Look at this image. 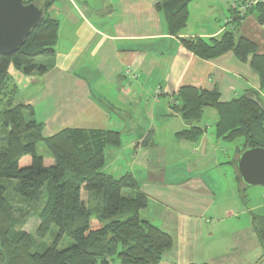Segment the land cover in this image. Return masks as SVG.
Listing matches in <instances>:
<instances>
[{
  "label": "crops",
  "instance_id": "obj_1",
  "mask_svg": "<svg viewBox=\"0 0 264 264\" xmlns=\"http://www.w3.org/2000/svg\"><path fill=\"white\" fill-rule=\"evenodd\" d=\"M157 2L56 1L48 11L58 21L55 54L40 60L47 67L43 74L26 76L9 68L15 101L32 108L44 138L62 129L128 138L130 156L115 153L111 170L119 177L103 173L115 179L129 174L136 181L147 198L140 218L172 239L164 260L264 264L259 237L264 188L239 186L236 162L243 140L232 151L223 146L215 134L213 108H204L192 123L171 109L184 86L215 92L220 103L251 93L264 109V85L250 66L251 57L241 62L229 51L203 60L180 43L219 40L230 31L264 57V24L256 14L245 13L236 27L232 23L240 6L264 0H192L185 27L175 37L168 34ZM191 127L203 132L196 142L177 139ZM169 142L173 152H168Z\"/></svg>",
  "mask_w": 264,
  "mask_h": 264
},
{
  "label": "trees",
  "instance_id": "obj_2",
  "mask_svg": "<svg viewBox=\"0 0 264 264\" xmlns=\"http://www.w3.org/2000/svg\"><path fill=\"white\" fill-rule=\"evenodd\" d=\"M56 1L24 0V4L34 3L42 9V19L16 53L0 55V124L7 132L0 142V264H109L114 259L119 264H174L163 259L172 248L171 237L140 218L147 198L133 177L126 174L115 179L102 171L104 149L120 144L117 132L62 129L44 138L32 108L14 106L17 90L9 68L26 76L43 74L47 67L38 60L55 54L58 21L48 11ZM191 1L158 0L156 9L170 36L175 37L185 27ZM251 12L264 24V3H256L246 13ZM242 18L235 10V27ZM180 43L203 60L229 51L241 62L251 57L250 66L264 85V57L257 56L255 45L248 40L227 31L219 40L181 39ZM204 108H213L218 114V139H242L240 154L250 148L264 149V109L254 94L220 103L215 92L184 86L171 109L192 123L201 119ZM202 133L191 127L176 137L196 142ZM39 143L48 156L37 154ZM238 181L241 188L246 187L239 177ZM123 190L134 196L123 195ZM34 206L38 221L35 237L42 240L56 227V241L69 239L68 247L58 249L54 243L41 254L31 253L34 237L21 228ZM259 237L264 240V230Z\"/></svg>",
  "mask_w": 264,
  "mask_h": 264
},
{
  "label": "water",
  "instance_id": "obj_3",
  "mask_svg": "<svg viewBox=\"0 0 264 264\" xmlns=\"http://www.w3.org/2000/svg\"><path fill=\"white\" fill-rule=\"evenodd\" d=\"M24 0H0V55L11 56L40 23L43 11ZM239 178L246 187L264 188V149L244 150L236 162Z\"/></svg>",
  "mask_w": 264,
  "mask_h": 264
},
{
  "label": "rangeland",
  "instance_id": "obj_4",
  "mask_svg": "<svg viewBox=\"0 0 264 264\" xmlns=\"http://www.w3.org/2000/svg\"><path fill=\"white\" fill-rule=\"evenodd\" d=\"M36 3L37 0H36ZM40 5L41 2H40ZM41 59H39L38 61H40ZM18 72V71H17ZM12 89V88H11ZM15 105H19L16 103V101L14 102V106ZM7 132L5 131V129H3V127L0 124V142H2V139H5L7 136ZM177 141V140H176ZM223 142V146L227 148V150L232 151L233 148H235V146H238L239 144H242V139H237L233 142ZM128 143V138L126 136H122V139H120V144L118 146H107L104 150V166L102 168V171L105 173H112V175L114 177H119L120 174H117L115 172H112L111 170L113 169L114 164H116L115 162V153L116 154H122L123 152H129V156L131 151H126V145ZM168 147V152H173L175 149V145L172 144L171 142H169V146ZM36 151L37 154L39 156H48V152L46 150V148L44 147L43 144H37L36 145ZM120 164H124V161H121ZM259 188V187H256ZM132 192L128 191V190H123L122 194L129 196L131 195ZM44 196V195H43ZM40 203L38 205V207H41ZM37 209L36 206H34L33 208L31 207V209L29 210V213L26 216V220H25V224L22 226L21 230L25 231L29 234H31L34 237L35 240V245L33 247V249L31 250V253H43V251L45 250L46 247H49L51 245H53L54 243H57V248L58 249H64L66 247H68L71 244V241L67 238H61L59 239V241L57 242V235H58V229L56 227H52L49 231V233L46 235V237L42 240H39L35 237V231L38 225V221H37V217H36V213L34 212V210ZM166 262H169L167 260H165ZM171 263V262H170ZM109 264H119L115 259L114 260H110Z\"/></svg>",
  "mask_w": 264,
  "mask_h": 264
},
{
  "label": "built area",
  "instance_id": "obj_5",
  "mask_svg": "<svg viewBox=\"0 0 264 264\" xmlns=\"http://www.w3.org/2000/svg\"><path fill=\"white\" fill-rule=\"evenodd\" d=\"M256 4V2H248L246 4H243L242 6H240L238 8L239 10V16H243L247 10L251 7V6H254Z\"/></svg>",
  "mask_w": 264,
  "mask_h": 264
}]
</instances>
